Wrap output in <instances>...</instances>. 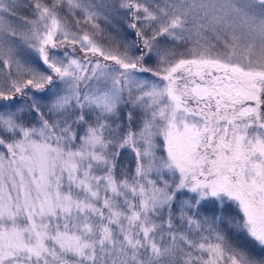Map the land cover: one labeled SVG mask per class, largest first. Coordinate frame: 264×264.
<instances>
[{"label": "snow or ice", "instance_id": "snow-or-ice-1", "mask_svg": "<svg viewBox=\"0 0 264 264\" xmlns=\"http://www.w3.org/2000/svg\"><path fill=\"white\" fill-rule=\"evenodd\" d=\"M24 6L0 0V264H264V0Z\"/></svg>", "mask_w": 264, "mask_h": 264}, {"label": "rangeland", "instance_id": "rangeland-1", "mask_svg": "<svg viewBox=\"0 0 264 264\" xmlns=\"http://www.w3.org/2000/svg\"><path fill=\"white\" fill-rule=\"evenodd\" d=\"M20 2H21V7L18 10L19 15L30 17L31 16L30 10L24 6V4L26 3V0H20ZM100 25H101V28L104 29L106 32L111 33L112 35H117V32L113 30V25H114L115 28L119 30L120 38L127 39L128 41L134 40L133 30L127 27L126 20L123 17H117L115 20H113L112 25H106L104 21H100ZM194 40H195V37H193V40L188 41L187 43L180 44L179 50L186 51L187 49H190L193 46ZM212 43L216 44V49L214 51L216 52L223 51L221 42L212 41ZM77 54L79 55L80 53L77 52ZM144 75H147V74H144ZM35 95L43 96L45 95V93H35ZM217 207L218 206L216 204L205 202L202 205L201 211L204 215L210 216L214 211H216ZM230 211H234V206H233V209H230Z\"/></svg>", "mask_w": 264, "mask_h": 264}, {"label": "trees", "instance_id": "trees-1", "mask_svg": "<svg viewBox=\"0 0 264 264\" xmlns=\"http://www.w3.org/2000/svg\"><path fill=\"white\" fill-rule=\"evenodd\" d=\"M128 32V31H127ZM136 39L135 35H134V40Z\"/></svg>", "mask_w": 264, "mask_h": 264}]
</instances>
